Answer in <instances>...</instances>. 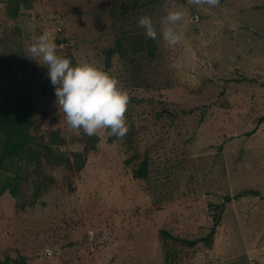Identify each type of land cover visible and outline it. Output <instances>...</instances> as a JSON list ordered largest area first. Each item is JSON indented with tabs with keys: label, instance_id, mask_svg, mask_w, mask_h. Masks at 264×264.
<instances>
[{
	"label": "rangeland",
	"instance_id": "obj_1",
	"mask_svg": "<svg viewBox=\"0 0 264 264\" xmlns=\"http://www.w3.org/2000/svg\"><path fill=\"white\" fill-rule=\"evenodd\" d=\"M8 7L0 0V112L22 103L33 141L0 170L1 190L20 177L17 197L0 195V264H264V0H35L16 19ZM173 10L184 16L169 45L160 28ZM44 32L58 55L119 81L123 137L99 129L93 147L69 130L28 51ZM238 195L210 245L185 244Z\"/></svg>",
	"mask_w": 264,
	"mask_h": 264
},
{
	"label": "clouds",
	"instance_id": "obj_2",
	"mask_svg": "<svg viewBox=\"0 0 264 264\" xmlns=\"http://www.w3.org/2000/svg\"><path fill=\"white\" fill-rule=\"evenodd\" d=\"M195 4H219V0H192ZM184 16L182 11H169L161 22L160 35L169 44L175 45L181 35L174 29ZM138 26L148 38L156 39L157 31L152 18L143 15ZM57 44L44 32L28 51L39 58L47 68V77L54 86L56 104L62 110L69 130L92 136L99 129L108 130L118 138L127 132L126 110L129 96L119 87V81L95 65L82 62L73 64L71 59L57 54ZM38 62V60H36Z\"/></svg>",
	"mask_w": 264,
	"mask_h": 264
},
{
	"label": "trees",
	"instance_id": "obj_3",
	"mask_svg": "<svg viewBox=\"0 0 264 264\" xmlns=\"http://www.w3.org/2000/svg\"><path fill=\"white\" fill-rule=\"evenodd\" d=\"M35 0H9V7L8 13L12 19L18 18L20 14V8L22 5H27L30 2ZM156 2V1H153ZM152 3V2H151ZM138 5H122L120 15L124 18L130 10L136 9ZM113 52V51H112ZM29 112L23 108V104L19 103L18 105L14 106L12 109H3L0 112V134L6 137V142L3 145L2 150L0 151V170H3L5 164L8 160H11L16 157H21L24 152L27 150L28 146L33 141V136L30 130V119H29ZM264 118L260 119V122H263ZM255 133V130L249 133L252 135ZM112 141V138L109 139ZM98 142V138L94 135L89 136L87 138L86 145H94ZM88 152V147H86L81 155V162L84 163L85 161V153ZM147 170L146 165L143 164L140 169L134 172L135 177L137 178H144L146 176ZM19 182L20 177L15 176L11 179V182L5 186L10 192L13 197H17L19 194ZM4 189H0V195L3 193ZM244 194H252L255 196H260V193L257 191H246ZM242 195H238L236 197L227 196L225 197V201L220 204L216 205L215 208L217 209L216 213L213 215L214 222L210 232L207 234L206 237L197 239V240H190L185 241V244L189 247H196L199 244H208L210 245L213 242V238L216 234L217 227L219 226L221 215L225 210V205L230 202L234 198H238ZM164 236L170 237V235L166 232H162ZM176 239L174 237H170Z\"/></svg>",
	"mask_w": 264,
	"mask_h": 264
}]
</instances>
